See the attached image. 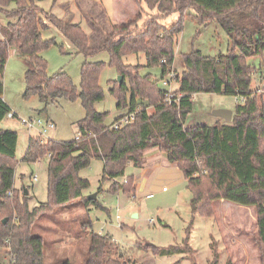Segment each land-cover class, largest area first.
Returning a JSON list of instances; mask_svg holds the SVG:
<instances>
[{
  "label": "trees",
  "instance_id": "1",
  "mask_svg": "<svg viewBox=\"0 0 264 264\" xmlns=\"http://www.w3.org/2000/svg\"><path fill=\"white\" fill-rule=\"evenodd\" d=\"M157 15L179 12L180 17L166 27L155 17L140 26L128 22L103 31V39L90 45L88 36L77 23H70L43 11L35 0H0V11L7 18L0 37V248L8 249L7 260L0 264H44V242L32 234L37 217L73 199L83 198L97 207L96 198L83 193L89 180L79 170L92 159L102 161L101 181H110L109 190L132 192L134 175H125L131 163L141 168L145 153L162 151L167 160L182 170L186 187L191 193L192 212L214 217L212 203L223 199L253 206L256 211L260 264H264V102L252 90L253 67L246 58L261 55L264 50V0H139ZM188 8L201 20L215 19L225 31L229 48L216 56L192 49L183 54V70H175L177 87L173 99L165 100L164 88H158L149 74L140 75L138 68L123 62L129 54L144 53L145 65L160 66L162 75L172 67L175 35L182 29V16ZM44 17L62 31L84 53L81 82L78 90L66 72L48 76L47 62L41 51L54 39H44L41 30L48 27ZM104 30V29H102ZM12 48L25 57L29 68L25 72L24 97L36 94L44 107L57 98L80 99L85 115L77 121L79 134L72 140L57 141L30 136L22 160L33 162L45 155L47 159L48 199L29 208L28 195L20 197L14 187L18 134L1 124L11 111L2 98V78ZM105 50L110 64L122 76L113 79L110 92L117 109H126L115 120L133 114L132 121L117 129L106 123L107 112H99L94 104L104 98L99 85L103 61L87 57ZM200 92L222 93L244 98L236 104L229 121L220 124L184 125L193 108V96ZM179 95V101H174ZM153 106V113L147 107ZM121 178V179H120ZM133 189V190H132ZM10 192V194H9ZM4 220V221H3ZM91 222L83 221L82 226ZM90 242L85 264H142L111 244L109 234L90 229ZM154 255L183 253L185 245L157 246L145 243ZM186 249V250H185ZM226 264H231L230 259Z\"/></svg>",
  "mask_w": 264,
  "mask_h": 264
},
{
  "label": "rangeland",
  "instance_id": "2",
  "mask_svg": "<svg viewBox=\"0 0 264 264\" xmlns=\"http://www.w3.org/2000/svg\"><path fill=\"white\" fill-rule=\"evenodd\" d=\"M35 1L43 11L79 24L92 46L103 39V31L111 30L114 25L132 22L140 26L147 18L155 17L168 27L180 17L177 11L157 15L156 10H149L139 0H95L92 3L84 0ZM7 21L0 11V37L1 29ZM44 21L48 27L41 30L42 37L55 41L40 53L47 62V75L66 72L79 90L84 53L45 17ZM173 48L172 68L180 74L184 67V53L199 49L202 54L213 57L227 52L229 40L214 18L201 20L193 8H188L182 16V29L175 35ZM87 58L104 62L98 80L104 98L95 102L94 108L99 112H107L106 123L111 124L126 110L116 108V99L110 92L111 81L119 75L117 68L110 64L109 53L105 50ZM123 62L131 67L141 65L138 68L139 74H149L158 88H164L161 67L146 66L144 53L126 55ZM246 63L254 69V90L264 80V50L261 55L246 58ZM28 68L29 63L25 57L10 50L2 78V98L16 116L6 117L1 126L18 134L14 187L18 188L16 194L20 197L23 195V188H26L24 195L29 196L28 205L32 208L48 199V155L33 162L22 160L28 138L39 135L43 140H72L79 134L77 121L85 115V110L79 98L69 100L60 97L44 107L36 94L24 97V76ZM171 86L172 89L177 87L175 80L171 82ZM254 93L260 94L264 102V89L261 93ZM241 103L233 95L196 93L193 96L192 111L186 117L184 125L222 123L225 120L214 116L213 110H234L236 104ZM153 111V106L147 107L149 114ZM34 117L52 121L55 127L47 128L41 133L42 129H28L20 120ZM102 166V161L94 158L89 166L79 170V175L89 180V187L83 193L86 196L95 194L99 207L90 203L85 205L83 198L73 199L65 205L54 206L34 222L32 234L40 236L44 242V264H85L90 229L100 234H109L110 245L119 247L125 256L137 259L142 264H226L228 259L231 264H260L254 240L257 219L253 206L219 199L212 203L214 217H204L192 212L189 206L191 193L186 187L182 170L155 148L145 153L141 168L134 167L131 163L126 165L125 175H134L132 192L109 190L110 181L100 180ZM117 214L119 218H116ZM85 220H90L91 227L88 224L82 226ZM148 241L161 247L186 245L189 250L154 255L146 248L145 243ZM7 251L5 247L0 248L2 262L7 260Z\"/></svg>",
  "mask_w": 264,
  "mask_h": 264
},
{
  "label": "built area",
  "instance_id": "3",
  "mask_svg": "<svg viewBox=\"0 0 264 264\" xmlns=\"http://www.w3.org/2000/svg\"><path fill=\"white\" fill-rule=\"evenodd\" d=\"M176 73L174 71V69L171 67L169 68L163 75H162V85L164 86V90H165V100L170 102L174 95L172 94V86H171V82L174 80ZM264 89V80H262L260 82V85H257L254 89L255 92L257 93H261ZM243 101L244 98L238 99L236 98V101ZM174 101L178 102L179 101V95H177L174 99ZM16 116V113L14 111H10L7 113V117L8 118H13ZM133 118V114H126L122 117H120L117 120H114L110 125L109 128L112 129H117L125 124H128L132 121ZM22 124L28 128V129H32V128H38L39 130L42 129L43 131H41V133H44V131L47 128H54V123L52 121H48V120H43L40 117H34V118H29V119H24V118H20ZM34 179H36V176H34ZM10 194V192H9ZM150 195V194H149ZM147 195V196H149ZM116 218H119L118 214L116 215Z\"/></svg>",
  "mask_w": 264,
  "mask_h": 264
},
{
  "label": "water",
  "instance_id": "4",
  "mask_svg": "<svg viewBox=\"0 0 264 264\" xmlns=\"http://www.w3.org/2000/svg\"><path fill=\"white\" fill-rule=\"evenodd\" d=\"M117 80L120 83L122 81V76L118 75L117 76ZM212 114L214 116L223 118L226 121H229L231 119V117H232V110L231 109H226V108H217V109L213 110ZM25 194H26V190H25ZM87 198L88 199L95 198V194H89L87 196Z\"/></svg>",
  "mask_w": 264,
  "mask_h": 264
},
{
  "label": "crops",
  "instance_id": "5",
  "mask_svg": "<svg viewBox=\"0 0 264 264\" xmlns=\"http://www.w3.org/2000/svg\"><path fill=\"white\" fill-rule=\"evenodd\" d=\"M84 1H89V2H91V3H92V2H94L95 0H84ZM129 1H130V0H129ZM96 2H97V1H96ZM12 49H13L14 51H17V49H16V48H12ZM12 49H11V50H12ZM218 124H220V123H218Z\"/></svg>",
  "mask_w": 264,
  "mask_h": 264
}]
</instances>
